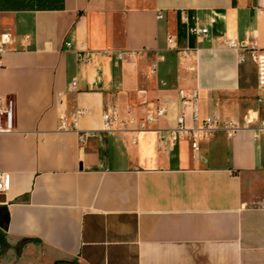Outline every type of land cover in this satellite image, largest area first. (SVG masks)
<instances>
[{
    "label": "crops",
    "instance_id": "obj_1",
    "mask_svg": "<svg viewBox=\"0 0 264 264\" xmlns=\"http://www.w3.org/2000/svg\"><path fill=\"white\" fill-rule=\"evenodd\" d=\"M253 44L264 0H0V97L15 100V130L0 132L3 235L80 264H264V206L244 198L264 142L223 125L264 118ZM180 91L196 92L197 119ZM214 113L198 153L170 141L179 117L192 129Z\"/></svg>",
    "mask_w": 264,
    "mask_h": 264
},
{
    "label": "built area",
    "instance_id": "obj_2",
    "mask_svg": "<svg viewBox=\"0 0 264 264\" xmlns=\"http://www.w3.org/2000/svg\"><path fill=\"white\" fill-rule=\"evenodd\" d=\"M159 18L162 17L161 14L158 15ZM208 33L207 28H201L198 30V34L201 36H206ZM7 37V36H5ZM170 47H172V40H169ZM225 45L228 47L234 48L238 51L236 43L232 40L226 41ZM103 54L110 55L111 51L106 50ZM138 53L136 52H120L117 54L118 60H123L125 58H136ZM240 60L243 61L242 53H239ZM251 57L255 61L257 65L258 71V84L260 87H264V48H258L255 44L251 47ZM78 61H82L85 63H89L92 59L91 54H77ZM157 70V63L154 62L151 66V73H155ZM77 86L76 79L73 80L71 87L75 89ZM180 94L183 97V104H192L194 106V119H197L196 112V101L197 94L195 91L191 93L190 96H185L183 91H180ZM5 103V105H3ZM14 113H15V100L14 98H2L0 97V132H13L15 130L14 123ZM127 113H130V110H127ZM165 113L164 107H158L157 109H149L146 111L144 118L142 119V123L140 129L143 130L146 128V124L152 121L158 120ZM84 114V111H77L76 116H81ZM103 121L107 129L110 128L113 122L118 119L117 110H109L103 114ZM134 119H128L124 122L125 125L134 124ZM216 122H220V117L218 114L214 113L212 116H208L203 126L200 128H192L187 129L184 125V118H178V125L175 129L171 131L170 141L175 143L179 141L182 137L186 136L190 142L191 148L194 153H198L200 151V146L203 141H205L209 136L216 132L217 127L215 125ZM224 129L227 131L228 136H232L235 132L243 129V128H251L256 137L261 139L264 142V118L260 117V114L257 111L248 112L242 120H230L228 122H224ZM62 129H66L67 121L63 120L60 124ZM161 139L164 140L165 136L162 135ZM9 176L6 173L0 172V193L8 190L9 187Z\"/></svg>",
    "mask_w": 264,
    "mask_h": 264
},
{
    "label": "rangeland",
    "instance_id": "obj_3",
    "mask_svg": "<svg viewBox=\"0 0 264 264\" xmlns=\"http://www.w3.org/2000/svg\"><path fill=\"white\" fill-rule=\"evenodd\" d=\"M245 202L250 206H264V171L255 175L245 186ZM0 231V264H80L75 259L55 260L45 248H27L29 241L9 242Z\"/></svg>",
    "mask_w": 264,
    "mask_h": 264
},
{
    "label": "trees",
    "instance_id": "obj_4",
    "mask_svg": "<svg viewBox=\"0 0 264 264\" xmlns=\"http://www.w3.org/2000/svg\"><path fill=\"white\" fill-rule=\"evenodd\" d=\"M0 242H1V238H0Z\"/></svg>",
    "mask_w": 264,
    "mask_h": 264
}]
</instances>
